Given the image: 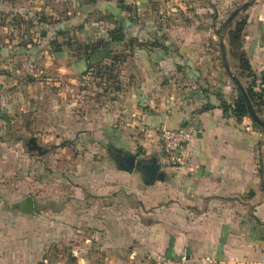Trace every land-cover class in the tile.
I'll list each match as a JSON object with an SVG mask.
<instances>
[{
    "label": "crops",
    "instance_id": "crops-1",
    "mask_svg": "<svg viewBox=\"0 0 264 264\" xmlns=\"http://www.w3.org/2000/svg\"><path fill=\"white\" fill-rule=\"evenodd\" d=\"M148 1H127L133 3L130 11L124 6L126 0H0V138L14 136L12 125L18 119L26 120L29 109L37 127L44 117L52 121L57 114V99L52 92L41 90L46 89L57 71L81 75L88 66H118L129 79L122 86L125 94L110 104L113 113L103 114L104 123L101 117L85 119L78 128L72 111L68 114L66 109L65 116L70 119L67 132L75 134L80 129L82 136L100 137L98 145L88 147L111 153L104 181H110L111 174L121 179L122 171H116L113 164L121 165L133 157L124 152H132V140H137L143 153L141 157L134 156L135 162L153 155L160 179L147 184L139 169L136 172L141 177L135 169L126 172L142 208L128 218L122 210H116L113 215H109L111 209L99 210L101 218L92 225L102 229L103 235L108 234L107 241L102 240L103 250L132 248V263L136 264H162L165 258L180 257L186 258V264H264L261 231L252 232V240L256 242L251 244L249 233L253 228L247 221H240L244 205L250 201L249 197L244 198L249 186L256 185L254 188L264 195V143L260 145V130L254 129L248 118L238 122L232 115L223 113L221 101L230 102L218 92L225 93L230 81L202 50L204 28L203 32L192 33L187 28L181 35H171L166 25L159 24L161 19L141 15L142 8L149 7ZM119 2L124 9L117 7ZM94 11L106 16L89 24ZM128 17L133 21L129 22ZM251 18L244 33L243 50L256 76L257 87L264 91V8L253 10ZM115 27H121L125 40L130 42L127 51L115 48L124 41L109 43L108 32ZM225 30L207 36L214 45L223 40L221 49L225 47ZM170 41L180 43L183 49L177 54L172 52ZM98 42L109 43L111 52L102 48L93 51V45ZM152 42L168 48L139 47ZM189 46H197V50L184 49ZM116 57L123 62L116 61ZM177 68L183 72L186 69L187 74L197 70L201 81L207 79L211 84L207 86L204 81L205 86H199V80L197 83L186 80L190 75H180ZM41 74L42 82L36 79ZM174 77L178 79L177 85ZM39 85L43 87L41 90ZM177 86L178 91L169 97V89ZM60 106L67 108L63 103ZM121 107L127 115L119 114ZM132 113L144 123L147 138H138L139 129L131 128L136 122L129 116ZM51 124L44 127L45 131L54 130ZM162 125L191 126L196 132L183 151L182 167L171 165L161 150L154 131ZM22 129L26 131L25 127ZM36 136L40 134L33 135ZM260 160H263L262 168ZM116 185L115 180L104 185L114 189L102 194L104 201L113 197ZM1 196L0 202L4 199L2 191ZM117 199H121L120 194ZM0 209L3 221L9 217V209ZM65 212L68 217V210ZM122 235L127 236L125 240ZM116 262L119 259L107 256L100 263Z\"/></svg>",
    "mask_w": 264,
    "mask_h": 264
},
{
    "label": "rangeland",
    "instance_id": "rangeland-1",
    "mask_svg": "<svg viewBox=\"0 0 264 264\" xmlns=\"http://www.w3.org/2000/svg\"><path fill=\"white\" fill-rule=\"evenodd\" d=\"M127 1L129 2L126 0V3ZM148 4V8H142L141 15L156 20L161 19L159 24L164 27L166 25L171 35H181L188 29L192 33L199 32L204 28L206 35L201 43L205 47L202 50L210 56L212 62L217 63L221 74H226V78L230 81V88L225 90V93H218L228 98L230 104L236 101L238 86L233 79H236L244 90L252 82L251 76L239 68L240 47L243 46L244 33L249 25V19L252 20L253 10L259 11L264 8V0H149ZM124 6L131 11L133 3H127ZM63 8L64 6L61 7ZM76 10L80 14L79 9ZM90 16L89 24L92 20L102 19L106 15L94 11ZM131 17L127 18L128 21H133ZM239 22L245 23L244 28L241 30L239 40L232 43L229 32L234 30L235 24ZM224 29L226 30L223 37L227 36L225 44L223 43L225 47L221 49L220 44L223 40H218L214 45L215 43L207 36L215 32H223ZM129 43L124 38V43L116 45L115 48L118 47V50L122 52L127 51ZM169 48L177 54L183 46L178 42L170 41ZM184 49L196 51L197 46ZM118 56L121 55L118 54ZM247 59L249 60L248 57ZM196 61L194 60V63H199ZM108 66L107 64V67L100 72H94L92 76L85 77H82V74L57 71L50 84L46 85V89H42V85H39L41 92H52L57 99V114L52 121L44 117L38 123L41 130L35 131V127H38L37 124H33L34 120L31 118L29 109L26 113L29 117L26 120L18 119L12 125L15 135L9 139L0 138V190L4 198L0 202V208L9 209V217H4L3 221L0 218V264H101L100 262L107 256L119 259L116 264H136L132 263L134 251L132 248L103 250L102 240L107 241L108 234L103 235L102 229L92 225V222L101 218L98 216L99 210L111 209L109 215H113L116 210H122L123 216L126 215L125 218L136 215L135 211H141V204L136 201L137 195L132 191L134 186L130 184L129 176L126 175V172H129L125 170L128 162L125 161L121 165L113 164L116 171H122L121 179L111 174L110 181H104L103 176L107 172L105 167H110L108 159L111 153L107 154L88 147L98 145L97 139L100 137L96 134L94 137L82 136L80 129L78 132L75 130V134L68 133L66 129V126L70 124L68 121L70 119L65 116L66 109L68 114L72 111L71 116L79 123L78 128H81L82 121L85 119L91 121L101 117L103 122V114L107 116L113 113L110 104L125 94V87L122 86L127 85L129 78L128 74L122 75L123 69L118 66L115 68ZM180 69L176 71L180 75L184 77L190 75L186 77V80L194 83L199 80V86L200 84L205 86L204 81L208 84L207 86L211 84L207 79L201 81L200 72L197 70L187 74L186 69L184 72ZM43 77V74L37 75L36 79L42 82ZM174 78L177 85L178 79ZM257 85L258 83L254 85L255 92L259 90ZM177 88L179 87L169 89L168 96L174 95L178 91ZM62 103L67 108H61ZM47 108L46 106L45 111ZM123 108L120 109L121 116L127 115ZM252 108L254 111L257 109L263 112L262 107ZM256 115L259 117L257 113ZM129 116L131 119H136L135 124H131V128L133 127L135 131L139 129V137H137L147 138L149 135L145 133L144 123L133 113ZM250 121L252 123V120ZM50 124L54 130L45 131L44 127ZM23 127L26 129L25 132ZM34 134H40V136L33 137ZM260 134L262 139L260 145H263L264 129L260 130ZM31 139L34 142L27 144ZM132 143L133 147L130 145L132 152L125 150V155L141 157L142 148L137 144V140H132ZM139 159L141 161L138 160V162H141V165L157 163L153 155ZM259 163L262 168L263 160ZM255 164L258 165L256 160ZM140 168L137 164L134 171L139 169L141 175L145 177L142 167ZM136 174L141 177L138 172ZM158 175L157 171L154 181L160 179V176L157 178ZM114 180L117 183L116 192L112 193L113 197L109 196L104 201L102 194L114 190L104 185ZM254 187L256 185H250L247 196L244 197L245 200L249 197L250 201L245 203L244 216L240 221L241 223L247 221L253 228L249 233L251 244L256 242L252 240V232H257L258 229L261 231L260 238L263 244L260 247L264 250V233L262 232L264 230V195ZM259 189L261 190L260 186ZM117 194H120L121 199H117ZM239 204L242 205V202L239 201ZM66 210L69 212L68 217H66ZM126 237L122 235L123 240Z\"/></svg>",
    "mask_w": 264,
    "mask_h": 264
},
{
    "label": "trees",
    "instance_id": "trees-1",
    "mask_svg": "<svg viewBox=\"0 0 264 264\" xmlns=\"http://www.w3.org/2000/svg\"><path fill=\"white\" fill-rule=\"evenodd\" d=\"M93 1V0H90ZM121 8L124 9V6L122 4H120ZM244 22H239L237 24H235V29L229 32V37H230V41L233 42H237L239 40V35L241 34V30L242 28H244ZM108 36H109V43H120L124 41V35L122 34V28L120 27H115L114 29L110 30L108 32ZM109 43H107L109 45ZM106 43L103 42H98L96 43V45H93V51H95L98 48H102V49H108L109 52L110 48ZM140 46H150V47H156V48H163V50H167V46L162 45L158 42H152L150 45L147 44H140ZM239 47V46H238ZM116 61L119 62H123L122 59L116 57L115 58ZM238 61L240 63V70L241 71H246L248 73V75L251 76L252 78V82L249 84V86H247V88H245V94L247 99L249 100V103L252 105V107L256 108V107H263L264 106V91L263 90H258V92L254 91V85L256 83V76L253 73L252 70V66L249 62V60L247 59V56L243 50V46L241 45L240 47V52L238 55ZM112 65H109L108 67H111ZM107 67V65H95V66H88L87 70L82 74L83 77L85 76H92L94 74V72H100L101 69H105ZM263 79V78H261ZM235 84H236V79H233ZM263 81V80H262ZM220 107L223 110L224 114H230L233 117L236 118V120L238 122L242 121V119L244 118H250L249 113H248V109H247V103L245 101V98L243 96V94L241 93V91L238 88V95L236 98V101H234L232 104H227L225 101H221ZM259 117L262 119L261 117V111L257 110L255 111ZM251 120V118H250ZM264 123V119L262 120ZM252 125L255 128L260 129L261 131H263V128H261L258 124H256L255 122L252 121ZM34 141L31 139L28 141L27 144H32ZM261 173V172H260Z\"/></svg>",
    "mask_w": 264,
    "mask_h": 264
},
{
    "label": "built area",
    "instance_id": "built-area-1",
    "mask_svg": "<svg viewBox=\"0 0 264 264\" xmlns=\"http://www.w3.org/2000/svg\"><path fill=\"white\" fill-rule=\"evenodd\" d=\"M155 134L166 160L173 166L184 165L183 151L195 137V130L191 126L172 128L165 125L155 129ZM185 257L165 258L162 264H186Z\"/></svg>",
    "mask_w": 264,
    "mask_h": 264
},
{
    "label": "water",
    "instance_id": "water-1",
    "mask_svg": "<svg viewBox=\"0 0 264 264\" xmlns=\"http://www.w3.org/2000/svg\"><path fill=\"white\" fill-rule=\"evenodd\" d=\"M236 85L238 86L239 90L241 91V93L243 94L245 101L247 103V109H248V113L249 116L251 118V120L253 122H255L256 124H258L261 128L264 129V123L263 121L256 115L255 111L253 110L252 106L249 103V100L246 97L245 94V90L243 89L242 86H240L238 84V82H236ZM128 162L127 167H125V170H133L134 167L137 165V163L135 162V157H130L126 160ZM159 166L156 163H150V164H144L142 165V169L144 171V175H145V182L147 184L152 183L155 179L156 173L158 171Z\"/></svg>",
    "mask_w": 264,
    "mask_h": 264
},
{
    "label": "flooded vegetation",
    "instance_id": "flooded-vegetation-1",
    "mask_svg": "<svg viewBox=\"0 0 264 264\" xmlns=\"http://www.w3.org/2000/svg\"><path fill=\"white\" fill-rule=\"evenodd\" d=\"M138 164V168L142 167L141 162H136ZM141 169V168H140Z\"/></svg>",
    "mask_w": 264,
    "mask_h": 264
}]
</instances>
